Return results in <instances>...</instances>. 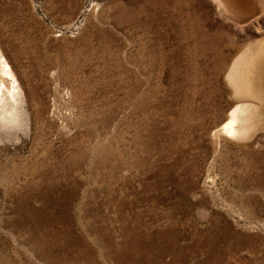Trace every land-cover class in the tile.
<instances>
[{"label": "rangeland", "instance_id": "obj_1", "mask_svg": "<svg viewBox=\"0 0 264 264\" xmlns=\"http://www.w3.org/2000/svg\"><path fill=\"white\" fill-rule=\"evenodd\" d=\"M250 1L0 0V264H264Z\"/></svg>", "mask_w": 264, "mask_h": 264}, {"label": "bare ground", "instance_id": "obj_2", "mask_svg": "<svg viewBox=\"0 0 264 264\" xmlns=\"http://www.w3.org/2000/svg\"><path fill=\"white\" fill-rule=\"evenodd\" d=\"M258 1L263 8L262 14L248 24L246 23L244 28L251 39L250 43L233 62L227 74V79L233 86L235 94H239V79L245 64L246 53L252 52L251 64L247 69L249 80L246 92L250 100L240 101L231 108L227 114V120L218 128L219 133L244 141L248 138L250 140L253 130L255 132L257 120L264 118V0ZM212 2L217 5V10L223 6L227 11L235 10L242 14L249 13L252 8L250 0H212ZM0 73L12 75L9 64L1 56ZM3 87H5V81L0 75V93Z\"/></svg>", "mask_w": 264, "mask_h": 264}]
</instances>
